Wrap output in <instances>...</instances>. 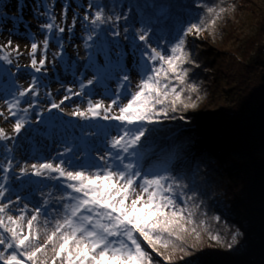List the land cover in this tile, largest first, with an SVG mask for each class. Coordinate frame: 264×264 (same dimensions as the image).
<instances>
[{
	"label": "snow or ice",
	"instance_id": "obj_1",
	"mask_svg": "<svg viewBox=\"0 0 264 264\" xmlns=\"http://www.w3.org/2000/svg\"><path fill=\"white\" fill-rule=\"evenodd\" d=\"M222 3H198L203 13L193 18L195 22L188 21L171 40L159 37L154 46L151 25L163 29L170 19V10L161 8L151 24L134 31L126 52L108 39L119 37V22L128 19L116 11L122 5L90 2L88 9L95 11L83 16L86 55L79 69L64 60L66 28L62 25L67 4L60 24L45 5L47 22L39 25L43 33L39 41L27 30L22 16L10 18V34L18 32L21 24L25 26L24 36L30 40L25 67L32 73L27 87L10 81L12 87L0 105V118L13 121L11 133L0 127L4 152L0 159V264H177L205 236L229 250L237 244L239 230L230 240L213 230L211 222L218 224L221 217H208L203 211L198 193L173 166L177 155L156 154L148 143L149 134L159 131L156 126L184 120V115L176 114L197 108L201 89L191 79L189 65H198L188 38L215 32L228 11ZM106 7L110 14L105 13ZM8 19L0 20V31ZM76 22L73 16L68 33ZM123 31L129 40V28ZM53 37L57 50L49 59ZM0 53V61L7 65L13 64V54L22 55L12 39L0 44ZM58 63L71 71L73 82L61 83L64 94L57 101L41 77L47 76L49 64L55 68ZM15 66L19 70L20 65ZM133 72L138 77L135 83ZM110 82H115L114 88ZM73 98H80L81 103L66 112L64 105ZM42 99L47 102L44 108L40 107ZM53 110L89 123L57 127L51 115L44 122L45 112ZM33 123H45L43 130L32 131L51 139L58 148L54 155L37 156L32 162L16 159L17 139ZM93 138H100L99 147ZM12 181L20 183L13 187Z\"/></svg>",
	"mask_w": 264,
	"mask_h": 264
},
{
	"label": "trees",
	"instance_id": "obj_2",
	"mask_svg": "<svg viewBox=\"0 0 264 264\" xmlns=\"http://www.w3.org/2000/svg\"><path fill=\"white\" fill-rule=\"evenodd\" d=\"M14 1L0 0V20L5 16L9 18L2 27L11 21V17H15L11 11ZM18 1L23 3L26 0ZM250 1L223 0L221 6L226 7L228 11L218 21L215 32L207 31L208 34L204 39L216 41L230 31L244 11L241 5L245 2L250 4ZM77 2L83 5L81 7L86 8L89 15L95 11V8L88 9L90 2L95 5L110 6L113 3L122 5L116 11L121 15H127L128 19L127 21L121 19L119 22L120 36L115 38L108 36V39L119 43L127 52L134 31L140 29L142 25L151 24L161 8L167 7L170 10V19L166 21L163 29L159 24L151 25L154 29L152 35L154 46L159 37L163 36L165 40H171L180 27L185 26L188 21L195 22L193 18L203 13L201 8L196 7L198 3L214 5L220 4L221 0H81ZM149 5L154 7H148ZM105 13L110 14L109 7L105 8ZM260 21L262 32L259 33L260 36L254 37L246 44L244 54L235 53L229 60L228 52L223 50L221 57L214 60L215 67L223 74L222 79L229 81V77L236 74L228 85L234 87L229 93L236 99L237 104L233 108L228 106L227 113L221 116L223 118H214V115L211 117L207 114L198 115V108L176 114L184 115L185 119L167 120L156 126L159 131L149 134L148 143L154 146L156 154L173 152L177 155L178 159L173 166L198 193L203 211L208 217H221L218 224L211 222L213 230L219 231L229 240V235L239 230L241 235L238 239L243 244L257 240L254 246L264 253L262 244L264 243V18ZM125 26L129 28V40L124 39ZM103 27L107 28V26ZM83 32L85 31L82 30L81 34ZM202 42L198 40L196 44L188 43L193 59L198 65V67L192 65L189 67L192 68L191 79L200 85L199 103L210 97L209 77H214L211 74L215 71L213 66L205 62L204 55L210 52L206 48L208 45L203 44V48L201 47ZM164 46V42L161 41V47ZM240 58L242 59L238 65L232 63L233 60ZM131 60L132 56L129 55L127 59L129 66ZM5 68L12 72L14 66L6 65ZM46 79L44 76L43 81L46 82ZM2 147L0 145V150ZM231 181L234 183L232 184ZM212 246L224 251L228 249L205 236L203 243L195 249H190V254L182 260L178 259L177 264H193L195 260L201 261L200 264H209L206 259H209L208 248L211 249ZM226 254H229L228 251ZM247 264H264V259L258 263L248 261Z\"/></svg>",
	"mask_w": 264,
	"mask_h": 264
},
{
	"label": "rangeland",
	"instance_id": "obj_3",
	"mask_svg": "<svg viewBox=\"0 0 264 264\" xmlns=\"http://www.w3.org/2000/svg\"><path fill=\"white\" fill-rule=\"evenodd\" d=\"M81 1V0H77ZM76 0H26L23 3H19L18 0H15L12 4L11 11L12 14H14L15 17L22 16L24 21L27 22V26L29 31L36 37V39L42 40L43 39V33L39 29V25L47 22V17L43 15V13L46 11L45 5H47L52 10V14L56 16V23H61V13L63 11L64 5H68V12H67V19L63 23L62 26L66 28L65 33L63 34V42L65 47V56L64 60L66 62H71L77 66L79 69L81 65L84 64V57L86 55L85 49H84V40L83 37L86 35L85 32L82 33L83 27L82 25L86 23L83 21V16L85 13H88L85 7H81L79 3ZM251 3L248 4L245 2L241 5V7L244 8V11L241 13V16L238 20V22L234 25V27L227 31L225 34H223L220 39H217L216 41H207L205 40L206 34L208 32H204L201 34L199 39H194L193 37H189V42L196 44L198 40L203 41L201 43V47L208 45L207 51L210 52V54L205 53L204 59L205 62H207L210 66H213L214 68V77H209V85H211V92L210 97L198 104V115H205L207 116H213L214 118H223V113H227L226 108L228 106H232L233 108L237 102L234 97H231L229 91L231 92L232 89H234L233 85H228L229 81H233V78L235 77V73L233 74V78L229 77V81L227 79H222L223 74L220 73L219 68L215 67V59L218 60L221 57V52L226 51L227 57H229V60L231 55L233 56L235 53L241 54L245 52L246 50V44L250 42L254 37L260 36L259 33L262 32L261 29V21L264 18V0H251ZM83 6V5H82ZM73 16L76 17V25L73 29V34L71 35L67 31V27L71 25ZM3 30L0 31V44H6L9 39H12L13 46L16 44L20 45V50L22 52V55L19 57H16L15 54H13V64L14 66L12 72H9L6 70L5 64L3 61H0V105H2L3 98H5L6 91L12 87L10 81H15L16 85H23L24 87H27L30 79H31V73L32 70L29 68H26L25 65L29 63V56L28 51L30 48V40L25 38L24 33L26 31L24 24H21L19 26V31L10 34L9 30L13 28V22L12 20L9 21L7 24H5L3 27ZM51 46V47H50ZM50 46H49V59H51L52 53L57 50L56 46V38L53 37L50 40ZM2 54V53H0ZM236 56V55H235ZM37 58H39V53ZM242 58L237 59L236 61H232V63H238L241 61ZM221 63V62H220ZM219 63V65H220ZM16 64L20 65L19 70L16 68ZM132 64V60L130 61V66ZM202 66V65H201ZM49 71L46 76V82H44L46 85H49L50 90L53 93L54 98L58 101L61 96L64 94L63 88H61V83L64 85H70L73 82V76L71 74V71H65L59 63L55 68L51 64L48 65ZM237 69V67L235 68ZM234 69V70H235ZM82 70V69H81ZM14 75H9V74ZM4 74V75H2ZM40 75V74H36ZM43 79V77H41ZM138 77L133 72L132 73V79L133 83H135L136 79ZM216 81V84H215ZM232 84V82H231ZM111 87H115V82H110ZM235 86V85H234ZM57 89H60L59 92H57ZM91 91V90H89ZM238 91V90H237ZM45 92V89H41V96L43 97V94ZM243 93V92H242ZM244 94H246L244 92ZM233 96V95H232ZM94 98H100L99 95L94 96ZM238 98V97H237ZM249 102V99H247ZM81 103L80 98H73L71 101H67L64 105L65 111H71L72 107L77 104ZM25 105H22V107ZM47 106V102L42 99L40 107L44 108ZM49 115L53 118V121L56 123L57 127L62 126L63 124H70V125H86L89 122L85 121H79L76 119H73L67 115H64L63 113H59L56 110H53L51 114L45 112L44 117L42 118L44 122L49 121ZM33 121H35V115L32 116ZM12 119H9V121H4L2 118H0V127L5 128V130L9 133H11V125H12ZM101 124H106L107 122H100ZM108 127H111L108 125ZM41 129L43 130L45 128V123H42L40 125H36L33 123L29 129H26L21 133V136L17 139V146L14 151V155L16 159L24 160L27 159L29 162H32L37 156H39L41 159L50 157L55 154V151L57 150L58 146H54L51 139H45L42 135H38L35 131H32V129ZM114 134V133H113ZM99 139L100 138H93L94 142L96 143V146L99 147ZM4 156L3 150H0V159H2ZM16 173L13 172L10 175H15ZM19 181H12V186L17 187L19 185ZM233 184L234 181H231ZM238 189V188H237ZM231 235H229L230 237ZM256 241H249L247 244H243L240 239H237V244L233 246L232 249H227L229 254H226L227 251H224L218 247L212 246L211 249L208 248L209 251V259H206L209 261V264H238L240 261L242 264H247V262H261L264 257L263 251L261 249L256 248L254 245ZM264 246V243H262ZM214 254H212V252ZM237 257V258H233ZM207 258V257H206ZM226 258V259H225ZM211 261V263H210ZM201 261L195 260L193 261V264H200Z\"/></svg>",
	"mask_w": 264,
	"mask_h": 264
}]
</instances>
